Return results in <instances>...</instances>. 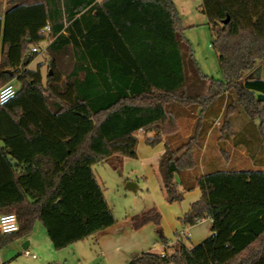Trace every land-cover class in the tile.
<instances>
[{
	"label": "trees",
	"instance_id": "obj_1",
	"mask_svg": "<svg viewBox=\"0 0 264 264\" xmlns=\"http://www.w3.org/2000/svg\"><path fill=\"white\" fill-rule=\"evenodd\" d=\"M1 3L0 85L20 86L0 106V215L15 213L20 229L0 233V248L28 236L37 222L56 250L114 225L93 166L114 155L137 158L141 130L155 132L145 139L151 146L174 136L182 109L192 107L200 108L193 133L176 145L166 142L158 170L170 203L200 188L179 220L191 226L209 217L212 234L191 247L182 238L169 245L158 228L165 254L143 251L129 264H264L263 170L177 180L197 169L203 118L227 94L234 99L225 105L224 136L232 133L238 104L260 120L264 142V76L246 78L260 64L264 70V0H202L221 80L201 72L174 0ZM45 41L47 61L29 68L39 55L30 47Z\"/></svg>",
	"mask_w": 264,
	"mask_h": 264
},
{
	"label": "crops",
	"instance_id": "obj_2",
	"mask_svg": "<svg viewBox=\"0 0 264 264\" xmlns=\"http://www.w3.org/2000/svg\"><path fill=\"white\" fill-rule=\"evenodd\" d=\"M174 2L176 3V6L180 12L182 22L185 21V24H190L191 20L186 19L188 18V16H186V12L184 10L185 7L182 4L180 6V0H174ZM5 9L6 4L4 3V11ZM187 20L189 22H186ZM43 44L44 42L42 43V46ZM35 59L29 64V68L35 69L37 68L39 63L44 61L40 60L36 62V67L34 68L32 65L35 62ZM45 67H47V65H44L42 67V72L44 76L46 75ZM256 69L258 70L256 73L258 75L257 77L262 78L264 76L263 65H258L254 70ZM11 82L15 84L14 80H12ZM19 86L20 84L17 88H19ZM225 105L226 103L222 105V110L225 109ZM238 112H242L241 110H239V107H237L236 113ZM235 114L230 120L232 126V133H230L229 136H224L221 131L223 118L215 119L212 128L208 130V136L204 147H208L209 141L212 138L214 140V145L210 147V150L206 155V168H203L204 165L202 164L204 156L201 155L200 166L202 167V169L200 172L202 175L210 171L218 170L220 165L223 164H226V166H228V168L225 170H251L246 169L245 167H253L254 169L252 170L264 171V142L258 130L260 120L258 118L251 119L245 113V115H243L240 119L235 117ZM181 115H183V113ZM217 124H220V127L215 132L214 129ZM212 133L217 134L210 138V135ZM139 134H141V138L139 137ZM154 135L155 132H146L142 130L138 132L137 158L146 159L147 163L151 165V169H147L145 165L146 174L143 175V179L148 182L149 177H155L159 181L160 187L163 191L162 180L158 170L159 158L165 151L166 142H170L171 145H173L174 143L172 137L167 138L166 136H164L163 140L157 145H148L145 141L146 137H151ZM114 158L118 159L117 163H124L127 157L114 155L109 159L104 160L101 163H98L93 166L94 173L105 193L107 200L108 188L105 186L107 180L105 181L104 178L107 176L108 179L109 173L112 175L110 180L111 183L116 182V184L118 185L124 184L126 189L132 191H137L139 189V181L136 182L129 176L122 177V174H120L119 177H116L111 173V170H115L114 166L113 168L110 167V163H112V160ZM115 167L117 168L116 164ZM119 171H121V169H119ZM190 171L193 172L194 170ZM192 172L185 171L182 177L177 175V180L180 182L183 178L186 183H193L195 179L193 177L195 176V174L192 177L188 175ZM180 187L183 188L182 185H180ZM187 191L191 192L190 194H194V196L193 198H191V202L184 209L180 210V213L177 214L176 218L178 220L176 219L172 221L169 231H166L162 228V225L165 224V221L167 219L162 212V207H164L165 205L164 201L163 203L158 202V204L155 201H148L144 205L140 204L137 210L131 211L129 214H126L123 218H118L116 216V223L114 225L90 236L84 241L73 244L72 246L74 248V254H76L75 251L78 248V244L81 243L82 245L79 246H84L83 244H86V246L82 248L83 250L85 248L86 250L88 248L92 250V247L95 248L96 258L98 260L97 264H129V262L133 259L135 255L143 251H164L165 246L159 240V236L157 234L158 228L160 229L162 234H165L169 238V245L174 244L173 241L176 232L181 233V238L189 247L203 242L212 234L211 218H204L203 220L191 226H184L179 220V218H181L184 213L189 210L191 204L197 201L202 194L198 186H195L193 190ZM39 238H41V243L39 242ZM26 241H28V245L26 244ZM24 244H26L27 246L24 247ZM11 245L13 246L12 248H14L15 251H19L17 254H15V256H13V258H16L21 255L20 246H23L24 253L25 250H28L30 252V249L41 250V248H45L50 255H54L53 257H55L56 255L55 251H53L55 248L48 236L46 228L39 222L35 224L33 231L28 236L15 240ZM32 255H35L33 256L34 258L36 257V254ZM58 258L60 259V257ZM50 260L51 258H48V260H44L43 262L44 264H47ZM0 261L4 264L1 258Z\"/></svg>",
	"mask_w": 264,
	"mask_h": 264
},
{
	"label": "rangeland",
	"instance_id": "obj_3",
	"mask_svg": "<svg viewBox=\"0 0 264 264\" xmlns=\"http://www.w3.org/2000/svg\"><path fill=\"white\" fill-rule=\"evenodd\" d=\"M201 3L202 0H180V6L182 4L185 7L184 10L186 12V16H188V18L186 19L191 20V25L187 23L185 24V21L183 22V35L191 45V48L193 50L194 56L198 62L201 72L206 74L209 78L221 80L223 78V75L219 65L218 55L212 45L214 41V36L211 32L210 26L207 24L206 15L201 11ZM3 11L4 3H1L0 14H2ZM186 22L189 21L187 20ZM47 56L48 54L46 52L39 53L32 66L35 68L36 62L40 60L47 61ZM48 70L49 67H45V74H47ZM257 71L258 70L256 69L248 73L246 75V78H259L256 74ZM14 81V85L17 88L19 85V81ZM233 96L234 94L228 97L227 94L223 100L214 103V105L209 108V110L206 112V115L203 118L204 132L200 138V146L194 148V155L198 159L199 164L196 170H194L193 172L189 171L192 172L188 174L189 176L192 177L195 174L193 178H196L197 176L202 175L200 172L202 169V167L200 166L201 155L204 156L202 164L204 165L203 168H206V155L208 154L210 147L214 145V140L212 137L218 133L217 132L213 134V132L210 135V138L212 139L209 141L208 147L205 148L204 145L207 140L208 130L212 128L215 119L223 118L224 110H222V105L228 101L233 102L234 98L231 99V97ZM236 106L239 107V110H241L242 112H235V117L241 119L242 116L245 114L241 106H239L238 104H236ZM182 111L183 115L179 116L177 119L178 132L174 136H171L175 145L183 142L189 135L193 133L196 121L197 119H199L200 108L187 107L186 109H182ZM219 127L220 124H217L215 126V132L216 130H218ZM139 137L141 138V134H139ZM166 137L169 138L170 136ZM117 162L118 159L114 158L112 160V163H110V167L113 168L114 166L115 168V170H111V173L116 177H119L120 174H122V177L129 176L136 182L139 181V189L137 191H132L126 189L124 184L118 185L116 184V182L111 183L110 180L112 175L110 173L108 174V179L107 176L105 178L103 177L105 181L107 180L105 186L108 188V200L112 210H114L113 212H115V218L116 216L118 218H123L126 214H129L131 211L137 210L140 204L144 205L148 201H155L157 204L158 202L163 203L164 201L165 205L164 207H162V212L167 219L165 221V224L162 225V228L166 231H169L172 221L176 220L177 214L180 213V210L184 209L191 202V198H193L194 194H190L191 192L185 191L184 199L182 201L170 203L167 201L166 195L162 191L160 183L155 177H149L148 182L143 179V175L146 174L145 165L147 169H151V165L147 163L146 159L127 157L124 163ZM115 164L117 165V168L115 167ZM227 168L228 166H226V164H223L220 165L218 170H225ZM245 168L254 169L253 167ZM119 169H121V171H119ZM180 189L183 190L182 187H180ZM39 240V242L41 243V238H39ZM13 242L0 248V258L4 262V264H44L43 261L48 260V258H51V260L48 261L47 264H97L98 261L96 258L95 248L92 247V250L90 248H88L89 250H86L85 248L83 250L82 248L86 246V244H83L84 246H79L82 245L81 243L78 244V248L75 251L76 254H74L73 252V246H69L61 250L54 249L53 251H55L56 253L55 257H53L54 255H50L45 248H41V250L30 249L31 255L27 256L24 253L23 246H20L21 255L16 258H13V256H15V254L19 252L15 251V249L12 248L13 246L11 244ZM170 251H172V249H170L169 252ZM32 254H36V257L34 258ZM58 257H60V259Z\"/></svg>",
	"mask_w": 264,
	"mask_h": 264
},
{
	"label": "built area",
	"instance_id": "obj_4",
	"mask_svg": "<svg viewBox=\"0 0 264 264\" xmlns=\"http://www.w3.org/2000/svg\"><path fill=\"white\" fill-rule=\"evenodd\" d=\"M101 1V0H97ZM46 30H49V25L46 26ZM48 46V41H45L43 46L41 45H32L29 49V53L33 52H46V48ZM17 93V88L13 84V82H8L2 86H0V106L6 104L10 100H12ZM20 229V225L18 222L17 215L15 213H4L0 215V233L1 234H8L17 232ZM180 235H175L174 242L178 241L181 238ZM160 253L165 254L164 251H161ZM26 255H30V252L28 250H25ZM35 256V255H33Z\"/></svg>",
	"mask_w": 264,
	"mask_h": 264
},
{
	"label": "water",
	"instance_id": "obj_5",
	"mask_svg": "<svg viewBox=\"0 0 264 264\" xmlns=\"http://www.w3.org/2000/svg\"><path fill=\"white\" fill-rule=\"evenodd\" d=\"M227 21H228V19L224 20V23H226ZM26 62H27V57L25 58L24 63H26ZM10 72L12 73V71H10ZM26 244L28 245V241H26ZM26 244H24V247L27 246Z\"/></svg>",
	"mask_w": 264,
	"mask_h": 264
}]
</instances>
